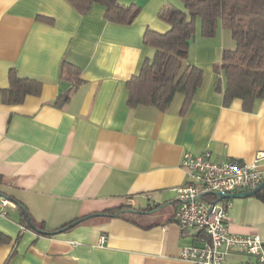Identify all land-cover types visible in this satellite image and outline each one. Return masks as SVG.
I'll list each match as a JSON object with an SVG mask.
<instances>
[{
    "label": "crops",
    "instance_id": "0c3cea01",
    "mask_svg": "<svg viewBox=\"0 0 264 264\" xmlns=\"http://www.w3.org/2000/svg\"><path fill=\"white\" fill-rule=\"evenodd\" d=\"M120 2L141 6L132 23L109 21L99 3L81 14L68 0H0V88L12 69L42 82L40 94L21 102L0 98V231L10 237L0 243V264H192L181 252L197 241L176 219L174 187L189 179L184 152L252 162L264 151V97L251 110L240 98L224 103L226 79L213 66L235 41L221 24L204 36L197 23L186 62L202 67L204 79L185 108L181 93L165 111L128 104V80L154 53L146 29L167 31L160 8L183 4ZM64 60L81 68V84L62 77ZM68 90L70 98L56 104ZM260 164L264 170V158ZM12 198L45 230L103 214L47 235L23 228ZM156 204L162 207L151 213L135 211ZM113 208L125 215L104 214ZM226 215L231 231L264 241V200L230 198Z\"/></svg>",
    "mask_w": 264,
    "mask_h": 264
},
{
    "label": "trees",
    "instance_id": "16d2710c",
    "mask_svg": "<svg viewBox=\"0 0 264 264\" xmlns=\"http://www.w3.org/2000/svg\"><path fill=\"white\" fill-rule=\"evenodd\" d=\"M68 1L81 14L88 13L96 3L102 4L105 6V18L121 24L132 23L141 11L140 5L125 4L120 0ZM180 1L183 4L182 8L165 3L159 10L158 16L170 25L167 31L160 32L150 27L146 29L143 41L154 49V53L144 60L140 72L128 80V104L151 105L165 111L175 95L181 93L184 95L183 108L186 107L204 79L202 67L186 62L199 21L200 32L204 36L213 35L220 24L232 32L235 47L224 50L221 60L213 67L216 72L222 71L226 79L224 103L228 105L235 98H240L244 109L251 110L257 100L264 97V0ZM61 74L74 85H79L83 81L80 76L81 68L69 61L62 62ZM41 88L40 80L21 76L18 71L12 69L8 87L0 88V98L4 102H21L27 94H40ZM69 98L68 90L62 92L55 103L62 105ZM255 195L264 200V186ZM12 199L21 208L23 228H34L32 225L39 228L27 207L20 201ZM157 206L159 205L147 209ZM125 211L122 208H113L106 210L104 214L121 217L125 215ZM70 223L47 231L66 230L73 227L69 226ZM182 233L196 236V233L188 231ZM9 240L10 237L0 231V243Z\"/></svg>",
    "mask_w": 264,
    "mask_h": 264
},
{
    "label": "built area",
    "instance_id": "2783aa9c",
    "mask_svg": "<svg viewBox=\"0 0 264 264\" xmlns=\"http://www.w3.org/2000/svg\"><path fill=\"white\" fill-rule=\"evenodd\" d=\"M264 151L252 162L234 159L217 161L212 152H184L182 166L189 179L174 187L176 219L182 231L196 233L197 243L182 249L181 257L192 264H264V241L258 233H236L230 230L227 207L230 198H219V192H240L257 187L264 180L260 161ZM9 203L7 198L2 205ZM106 236H102L105 240ZM240 252L253 257L242 263H231L228 256Z\"/></svg>",
    "mask_w": 264,
    "mask_h": 264
},
{
    "label": "water",
    "instance_id": "95a60500",
    "mask_svg": "<svg viewBox=\"0 0 264 264\" xmlns=\"http://www.w3.org/2000/svg\"><path fill=\"white\" fill-rule=\"evenodd\" d=\"M264 186V180L255 188L253 189H250V190H245V191H240V192H227V193H224V192H219V198L222 199V198H236V197H246V196H250V195H253L255 194L258 190H260L262 187ZM162 207V205L158 206L157 208L155 209H148V210H137L135 209V211H140V212H146V213H151L153 211H155L156 209ZM130 210V209H129ZM103 213H92V214H89V215H86L84 217H81L79 219H76L75 221H73L72 223H70L69 226H74L76 225L77 223L87 219V218H90L92 216H96V215H102ZM32 225V224H31ZM34 228L35 226L32 225ZM38 232L40 233H43V234H49V233H52V234H56V233H59L61 232V229L60 230H54V231H47V230H43V229H39V228H35Z\"/></svg>",
    "mask_w": 264,
    "mask_h": 264
},
{
    "label": "rangeland",
    "instance_id": "374dc122",
    "mask_svg": "<svg viewBox=\"0 0 264 264\" xmlns=\"http://www.w3.org/2000/svg\"><path fill=\"white\" fill-rule=\"evenodd\" d=\"M177 95H179V93Z\"/></svg>",
    "mask_w": 264,
    "mask_h": 264
}]
</instances>
